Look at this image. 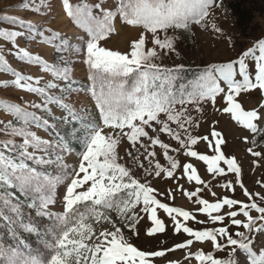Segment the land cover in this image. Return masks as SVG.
Listing matches in <instances>:
<instances>
[{
  "label": "snow or ice",
  "instance_id": "6c2138e0",
  "mask_svg": "<svg viewBox=\"0 0 264 264\" xmlns=\"http://www.w3.org/2000/svg\"><path fill=\"white\" fill-rule=\"evenodd\" d=\"M212 4L213 0H110L108 3L106 0H77L76 3L62 0L63 11L86 36L78 42V47H73L71 41L51 28H38L17 16L0 15V20L27 28L26 36L25 31L0 27V39L14 47H17L18 38L26 37L49 45L57 52L82 56L90 81L88 92L98 110L96 119H86L83 109L77 110L66 102L64 92L72 90L71 61L49 63L40 55L17 47L14 54L19 60L51 74L52 79L42 84L38 78L15 71L0 55V72L14 77L10 81H0V89L12 86L40 99L39 103L24 106L0 99V110L12 117L7 121L0 119V219L9 226L19 224L27 231H36L32 225L21 221L24 200H28V207L53 220L52 240L47 245L46 256L22 258L15 249H0V257H6L7 264H155L156 258L190 249L195 242H210L215 251H230L227 258H216L213 251H186L184 259H195L198 264H237L235 254L239 250L246 255L248 264H264V246L259 254L253 250L256 235L264 234V206H261L264 195L249 192L244 185L237 160L226 156L222 150L227 143L222 132L215 127L203 136L189 131L198 126L189 113V105L203 112L205 105L216 108L220 98L223 106L217 111L228 114L232 121L249 132V136L243 138L250 144L247 152L254 158L264 156L255 150L264 145V140L258 139L264 137V38L237 58L206 65L193 80L179 87L175 82L183 66L169 68L156 62L162 54L176 51V37L169 35V31H187L192 24L205 27ZM19 6L42 15L50 9L49 0H39V3L23 0ZM117 19L123 25L141 29L127 52L101 44L115 33ZM212 27L220 31L215 25ZM59 82H67L66 88H60ZM253 91H259L261 102L256 108L246 110L238 98ZM54 108L66 113L59 119L78 124L73 135L80 144L79 159L71 171L64 163V156L72 149L63 136L54 132L53 124L46 118L57 119ZM39 130L52 138L42 137ZM160 134L171 137L179 147L171 148ZM122 141L140 153L125 152L144 170L146 177H162L163 174L165 178L178 179L175 173L181 165L169 151L183 149L186 157L203 161L213 178L234 174V181L228 180L219 186L234 192V185H238L247 200L223 196L209 202L199 195L203 191L201 187L183 191L189 201L195 197L193 203L199 205L196 211L206 215L207 220L199 221L193 212L162 202L157 197L163 193L150 182H142L133 175L119 153ZM200 141L206 142L213 154L193 150L192 146ZM156 146L163 150L168 167L155 160L157 153L151 149ZM141 155L148 161V167L141 162ZM50 165L57 166L58 174L48 175L41 170ZM182 175L188 182L194 181L211 191L192 163L182 165ZM257 183L264 187V181ZM59 185L65 190L61 197L62 211L56 213L50 211V205L57 202ZM167 197L174 199L171 190ZM158 210L171 219L174 235L183 233L189 238L170 248L141 250L129 241L123 229L138 236L137 225L146 215L151 226L145 234L152 237L164 233L166 224L158 216ZM253 211L258 215L253 216ZM240 216L244 219L238 218ZM226 219L229 224H224ZM188 221L217 226L197 230L187 226ZM104 223L111 227L98 230L96 225ZM229 226L244 231L237 230L233 235ZM169 264L179 262L170 261Z\"/></svg>",
  "mask_w": 264,
  "mask_h": 264
},
{
  "label": "rangeland",
  "instance_id": "374dc122",
  "mask_svg": "<svg viewBox=\"0 0 264 264\" xmlns=\"http://www.w3.org/2000/svg\"><path fill=\"white\" fill-rule=\"evenodd\" d=\"M22 2L23 0H0V15L17 16L26 21H31L33 24H36L38 28H51L54 31H58L62 36L72 42L73 47H78V42L82 39H86L84 32L77 28L63 11L62 0H49L50 9L43 15L41 13H35L30 9L21 8L19 5ZM71 2L76 3L77 0H71ZM108 2H110V0H106V3ZM37 3H39V0H37ZM204 24L205 27L192 24L187 31L170 30L168 33L176 37V51L167 55L162 54L160 59L156 62L169 68H175L180 65L183 66L175 82L177 87L193 80L197 73L206 65L210 63L228 62L237 58L244 50L252 47L256 41L264 38V0H222V3L221 0H213V4L209 9V16L205 19ZM213 25L219 28L220 31L217 32L212 27ZM114 26L116 29L115 33L107 40L102 41L101 44L112 50L127 52L130 47V42L138 38L141 29L123 25L119 19L114 21ZM0 27L9 30L25 31L27 36V28L19 24H11L8 21L0 20ZM17 47H23L33 55H40L49 63L59 64L61 60L71 61L72 90L64 92L66 102L71 103L77 110L83 109L84 112L82 115H84L86 119H96L98 117V110L95 107V102L88 92L90 81L88 80L87 66L82 63V56H75L72 52H57L49 45L40 43L39 41H30L26 37L18 38ZM17 47L0 39V55L5 57L10 67L24 75H31L34 78L40 79L42 84L52 79L51 74L43 73L39 66L19 60L14 54L17 51ZM12 79H14V77L10 73L0 72V81H10ZM59 84L60 88H66L67 86V82H59ZM55 91L57 94H60L59 90ZM0 99L20 103L22 106L40 102V99L34 94L15 89L12 86L6 89H0ZM238 99L242 107L246 110H251L258 106L262 97L259 91H253L248 94H242ZM222 106L223 104L220 98L217 99L216 108L211 105H205L203 112H197L193 106L189 105V113L193 116L194 120L198 122V126L190 128L189 131L193 135L203 136L209 134L211 127H215L217 131L222 132L227 142L222 146V150L226 156L235 157L237 160L241 167L242 182L249 192H259L261 195H264V187H261V185L257 183V181H264V156L254 158L247 152L250 144L244 142L243 138L249 136V132L232 121L228 114L218 112L217 108ZM53 111L57 119H52L50 117L46 118H49L50 123L53 124L54 132H58L63 136L72 149L70 153L64 156V163L69 166L68 170L71 171V168L77 165L79 159L77 150L80 148V144L76 135H73V129L78 128V124L74 122H64L59 118L65 116L66 113L55 108ZM0 119L7 121L12 119V117L10 114L0 110ZM173 127H175V125H173ZM38 134L44 138H52L43 130H39ZM160 136L164 142L170 144L171 148L179 147L177 142L166 134H160ZM258 139L264 140V137ZM192 147L193 150L201 154H213L204 141H200L197 145ZM126 150L133 151L134 155H139L140 153H137L134 149H130L126 141L121 142L119 153L124 157L122 162L132 170L136 178L140 179L142 182H150L153 188L157 189L159 193H163L164 195L157 197L161 199L162 202L193 212L196 215V219L199 221L207 220L206 215L196 211L199 205L193 203L195 197L193 201H189L188 198L183 195V191H194L196 187H201L203 191L199 193V195L201 198L208 199L209 202H215L216 199L223 196H229L240 201L247 200L238 185H234V192L219 186L228 180L234 181V174L229 173L225 177L213 178L212 174L207 173V166L203 161H198L192 157H186L183 149L176 152L169 151V155L177 159L181 165L175 173L178 179L165 178L163 174L162 177H146L144 170L139 168L131 157L126 156ZM151 150L157 153L155 157L156 161H159L163 167L169 166L167 160L163 158V150L159 149L158 146ZM255 150L264 153V145L258 146ZM143 151L144 149L141 148L140 152L143 153ZM254 159L257 160L256 164L253 163ZM141 162L144 163L145 167L149 166L148 161L144 160L142 155ZM184 163L193 164L202 180L209 185L211 191H209L208 188H204L203 185H196L194 181H187V178L182 175V165ZM222 166L224 165L222 164ZM224 167L226 168V166ZM41 170L46 171L48 175H56L59 171L56 165H50ZM64 190L63 185L57 186V202L50 205V211L56 213L62 211L63 206L61 197ZM170 190L173 192L174 199H169L167 197V192ZM212 192H215L216 195L213 196ZM21 199L24 198L21 197ZM28 203H30V201L24 200L21 221L23 224L32 225L36 231H27L19 224L9 226L6 221L0 219V249H15L22 254V258H43L49 252L47 245L52 240L51 229L53 220L48 216L39 215L37 209L27 206ZM261 206H264V202H261ZM224 211H227V209L225 208ZM251 214L253 216L258 215L254 211ZM158 216L165 221L166 231L164 233L156 234L152 237L147 236L145 234L146 229L151 226V222L148 221L146 215H144V219L137 225L139 231L138 236L133 235L132 232L126 228L123 229L129 241L141 250L154 251L162 248H170L174 244L186 241L189 238L183 233L173 234L171 219L167 217L162 210H158ZM238 218L244 219L242 216ZM186 223L187 226L197 230L205 227L214 228L217 226L211 223L200 224L195 221H188ZM224 224H229V221L226 219ZM96 227L99 230L101 228H110L111 226L104 223L96 225ZM237 230L244 231L243 228L237 229L235 226H229V232L231 234L234 235ZM261 246H264V234H257L253 250L259 254ZM199 250H203L205 253L213 251L216 258H227V252L230 251V249L215 251L210 242H195L190 249L176 250L168 253L165 257L156 258L155 264H169L170 261L179 262V264H198L195 259L186 260L184 256L186 251L195 253ZM235 259L237 264H248L246 255L239 250H237L235 254ZM0 264H7V258L0 257Z\"/></svg>",
  "mask_w": 264,
  "mask_h": 264
}]
</instances>
